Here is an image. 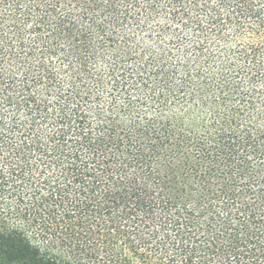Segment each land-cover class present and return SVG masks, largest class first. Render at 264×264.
<instances>
[{
	"label": "trees",
	"instance_id": "obj_1",
	"mask_svg": "<svg viewBox=\"0 0 264 264\" xmlns=\"http://www.w3.org/2000/svg\"><path fill=\"white\" fill-rule=\"evenodd\" d=\"M142 3L0 0V264H202L217 228L264 246V0ZM61 146L66 199L40 186Z\"/></svg>",
	"mask_w": 264,
	"mask_h": 264
},
{
	"label": "snow or ice",
	"instance_id": "obj_2",
	"mask_svg": "<svg viewBox=\"0 0 264 264\" xmlns=\"http://www.w3.org/2000/svg\"><path fill=\"white\" fill-rule=\"evenodd\" d=\"M105 2H107V0H105ZM165 4H171L173 10H176L178 6L180 8L187 9L189 7H195L196 0H163V3L161 2V0H143L142 7L155 10L156 7H163L165 6ZM186 22L187 21H185V23ZM175 35L177 40L182 39L180 34L177 33ZM6 138L7 137L5 136L4 139ZM20 144H23V141H21ZM20 144L16 145L17 149H20ZM25 150L31 152V148L25 146L24 149H20L19 155L23 161L24 166L27 167L28 159L30 158L24 159L23 153ZM6 151V146L3 144L2 140H0V160L5 159L3 153H5ZM53 152L55 153V155L48 156V160L51 161V165H46V167H48L49 169V173L51 174V180L48 181V184L46 186H40L53 188L52 182L55 181L56 184L59 185V187L54 188L53 191L60 193L62 198L66 199L69 193H71L72 196H75V187H68L69 177L67 173L71 171L72 178L75 179L76 171H78V169L76 168V164L73 161L71 164V169L66 167V164L71 160V157L65 155L63 146H61L60 148H54ZM32 162L35 163V161ZM53 168L56 169L55 172H53ZM23 170L24 168H21V171ZM28 171L31 173L33 171H36V169L29 168ZM40 175H43V173H40ZM33 181H35L37 185L40 184V181L36 178V176H31L27 181V184H32ZM48 195L49 197H51L52 191H49ZM240 227L246 229V225H244L243 222H241ZM229 228H231V231L233 232L237 231V229L231 227L230 224ZM227 231L228 228H217L215 231L211 232L210 237L206 236V239L204 241L205 248L200 249L198 253V258L201 260L202 264H227L229 257H235L236 264H244L245 261L254 262L257 260L261 261L262 264H264V246L257 247L255 250L245 249L242 246L237 249V245L234 242L235 238L224 239V237L227 235ZM243 235L248 236L249 232L245 230L243 232ZM261 239L264 240V231H261ZM240 243L241 245H243V241H241Z\"/></svg>",
	"mask_w": 264,
	"mask_h": 264
}]
</instances>
